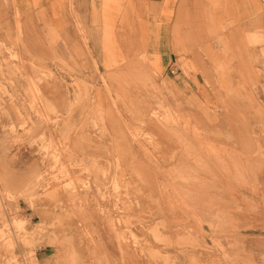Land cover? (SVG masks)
I'll return each mask as SVG.
<instances>
[{
	"label": "rangeland",
	"instance_id": "1",
	"mask_svg": "<svg viewBox=\"0 0 264 264\" xmlns=\"http://www.w3.org/2000/svg\"><path fill=\"white\" fill-rule=\"evenodd\" d=\"M16 17L0 38V264H264V88L170 106L141 58L102 74L41 20L31 53Z\"/></svg>",
	"mask_w": 264,
	"mask_h": 264
},
{
	"label": "crops",
	"instance_id": "2",
	"mask_svg": "<svg viewBox=\"0 0 264 264\" xmlns=\"http://www.w3.org/2000/svg\"><path fill=\"white\" fill-rule=\"evenodd\" d=\"M17 14L31 53L39 51L41 20L59 44L87 51L102 74L141 58L144 67H133L143 72L135 73L167 84L170 106L215 108L227 92H246L252 82L264 88V0H0V38L17 36ZM224 104L245 115L249 105ZM223 137L245 134L225 130Z\"/></svg>",
	"mask_w": 264,
	"mask_h": 264
}]
</instances>
